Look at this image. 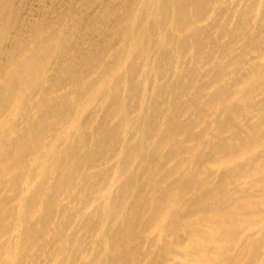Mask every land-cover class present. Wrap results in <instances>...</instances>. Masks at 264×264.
I'll list each match as a JSON object with an SVG mask.
<instances>
[{"label":"bare ground","instance_id":"obj_1","mask_svg":"<svg viewBox=\"0 0 264 264\" xmlns=\"http://www.w3.org/2000/svg\"><path fill=\"white\" fill-rule=\"evenodd\" d=\"M0 264H264V0H0Z\"/></svg>","mask_w":264,"mask_h":264}]
</instances>
